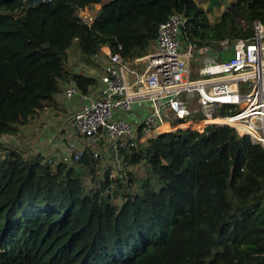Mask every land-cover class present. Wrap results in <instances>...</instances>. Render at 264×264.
<instances>
[{
  "label": "trees",
  "instance_id": "trees-1",
  "mask_svg": "<svg viewBox=\"0 0 264 264\" xmlns=\"http://www.w3.org/2000/svg\"><path fill=\"white\" fill-rule=\"evenodd\" d=\"M95 4L88 24L78 10ZM174 12L187 18L183 46L216 50L264 23V0H236L213 23L195 0H0V135H15L61 82L71 78L84 93L97 83L68 69L71 46L88 64L103 45L131 61ZM194 123L172 119L169 132L133 148L136 160L124 154L135 190L121 203L110 202L107 176L95 188L84 183L99 158L55 155L60 162L28 166L4 151L0 264H264V146L225 124L180 128Z\"/></svg>",
  "mask_w": 264,
  "mask_h": 264
},
{
  "label": "built area",
  "instance_id": "built-area-1",
  "mask_svg": "<svg viewBox=\"0 0 264 264\" xmlns=\"http://www.w3.org/2000/svg\"><path fill=\"white\" fill-rule=\"evenodd\" d=\"M98 8H79L78 15L90 24ZM186 21L182 13L169 14L158 25L153 49L131 61H124L108 45L101 46L93 57L101 66L99 79L87 93L71 78L61 82L63 96L80 102L71 115L73 135L66 144L70 159L65 161L116 155L134 138L141 142L163 133L159 127L172 119L178 124H225L264 146V23L255 20L252 34L236 39L229 48L207 50L193 43L182 45ZM192 51L204 61L197 68L191 64ZM205 52L217 61L207 62ZM102 56L107 59L104 64ZM135 65L143 67L136 71ZM135 108L146 110L136 113ZM39 161L53 160L47 156Z\"/></svg>",
  "mask_w": 264,
  "mask_h": 264
},
{
  "label": "crops",
  "instance_id": "crops-1",
  "mask_svg": "<svg viewBox=\"0 0 264 264\" xmlns=\"http://www.w3.org/2000/svg\"><path fill=\"white\" fill-rule=\"evenodd\" d=\"M195 1L197 2V4H199L204 9L207 10V17L211 23L215 22L219 18L220 14L225 9L228 8V7L223 8L222 7L223 4L220 6L214 5L211 8H209L210 2L206 3L204 2V0H199L200 2L198 0ZM94 7L98 8L99 5L95 4ZM210 13L214 15L213 19L210 18ZM74 45L67 50L68 69H71L74 72H78V71L83 72L88 76L96 77L98 80L99 73L101 71V66L97 65L94 58L92 59V64L85 63L80 58L78 50ZM150 49L151 50L153 49V45L150 47ZM106 60H107L106 56H102L101 64H104ZM142 67L143 65L134 66L136 71H140ZM94 88L95 87L91 88L90 90L93 91ZM62 89H63V83H60V91L54 95L51 101L47 102L43 106V108H41L36 114H34L29 119L27 123L20 125L19 130L15 135H6L5 137L7 140L6 143L8 145H5L3 147H6V149L9 148L10 150H14L17 152H20L22 149V146L20 147V141H23L24 139L32 136L35 138V142L38 145L37 153L35 152L36 154L26 158L24 157V154L20 152L24 160L28 159L29 162H26L28 165L39 163L40 162L39 160L41 158L47 156L49 160H53V161H58L53 158L55 155L68 156L66 151V144L68 139L73 135V125L71 122V115L73 111L79 107L80 102L77 98L68 99L64 97L62 93L63 92ZM143 108H139V109L135 108L136 113H142L143 111L146 110V108L145 109ZM161 126L159 127V131L165 132V130L160 129ZM186 127L188 126L180 127V128H186ZM25 133H27V135L22 137ZM37 139L41 141H37ZM40 143L41 146H39ZM137 143H139V141ZM136 145H134L132 148H134ZM6 149H4V151H6Z\"/></svg>",
  "mask_w": 264,
  "mask_h": 264
},
{
  "label": "rangeland",
  "instance_id": "rangeland-1",
  "mask_svg": "<svg viewBox=\"0 0 264 264\" xmlns=\"http://www.w3.org/2000/svg\"><path fill=\"white\" fill-rule=\"evenodd\" d=\"M214 1H220V0H214ZM235 1L236 0H223V5L222 4L221 5L223 8L224 7L226 8V7H229L230 4H232ZM204 2L207 3V2H210V0H208V1L204 0ZM210 18L211 19L214 18V15L211 13H210ZM228 51H230V49ZM205 54H206L207 62L217 61L214 59V56H212L209 52H205ZM192 56L193 57L191 59V64H192L193 68H195V67L197 68L201 64H204V61L199 58L200 56L195 51H192ZM198 58H199V60H197ZM225 107H228V105H225ZM236 107H237V105L230 106V110H228L227 113L234 111ZM205 123L206 122L196 121L193 126L190 125L188 127L197 128L198 130H201L202 128H204ZM182 126L185 127L187 125H182ZM177 127H175L174 130L177 129ZM198 127H200V128H198ZM26 135H27V133H25L22 137H24ZM5 137H6V135H3L2 138H0V155L3 154L4 149H6V147H3V146L8 145L6 143L7 140ZM134 139H137V138H134ZM37 141H41V140L37 139ZM21 146H22V149L20 152L22 154H24V157H26V158L31 157L32 155L37 153L38 145L36 144L35 138L33 136L26 138L23 141H20V147ZM39 146H41V143ZM120 148L121 147H119V151L117 152L116 155H113L111 153L100 155L98 157L99 162H98L97 166L94 167L93 169H91L89 171V173L84 177L85 185L88 188H95V187H98L101 184H103V182L105 181L106 176H107V178L111 181V183L109 185V187L111 189L110 192L112 194V200L110 201L111 203H121V201L124 199L122 194L125 191L126 192L130 191L131 193H133L135 190L134 186L128 185V183H127L128 175L126 174L129 169L134 170V167L132 166V163H129L124 158V154H129L130 159L136 160L135 153L133 152L134 149L132 148V150H123V149L121 150ZM6 150H10V149L7 148ZM20 152L17 153L18 158L21 157ZM44 158H46V157H44ZM58 162H60V161H58Z\"/></svg>",
  "mask_w": 264,
  "mask_h": 264
},
{
  "label": "bare ground",
  "instance_id": "bare-ground-1",
  "mask_svg": "<svg viewBox=\"0 0 264 264\" xmlns=\"http://www.w3.org/2000/svg\"><path fill=\"white\" fill-rule=\"evenodd\" d=\"M166 126V123H164L162 126H161V128L160 129H162V130H164V127ZM124 144H122L121 146H123ZM68 156H66V155H62V160L63 161H65V160H68V159H70V157L69 158H67Z\"/></svg>",
  "mask_w": 264,
  "mask_h": 264
},
{
  "label": "water",
  "instance_id": "water-1",
  "mask_svg": "<svg viewBox=\"0 0 264 264\" xmlns=\"http://www.w3.org/2000/svg\"><path fill=\"white\" fill-rule=\"evenodd\" d=\"M186 128H189V127H186ZM165 132H169V131H165Z\"/></svg>",
  "mask_w": 264,
  "mask_h": 264
},
{
  "label": "clouds",
  "instance_id": "clouds-1",
  "mask_svg": "<svg viewBox=\"0 0 264 264\" xmlns=\"http://www.w3.org/2000/svg\"><path fill=\"white\" fill-rule=\"evenodd\" d=\"M193 129V128H192Z\"/></svg>",
  "mask_w": 264,
  "mask_h": 264
}]
</instances>
